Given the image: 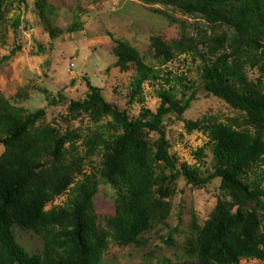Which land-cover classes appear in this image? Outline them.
Here are the masks:
<instances>
[{
  "label": "trees",
  "instance_id": "trees-1",
  "mask_svg": "<svg viewBox=\"0 0 264 264\" xmlns=\"http://www.w3.org/2000/svg\"><path fill=\"white\" fill-rule=\"evenodd\" d=\"M147 5L170 7L183 15L198 17L207 28L164 42L151 40L153 57L164 63L178 56L198 62L200 86L239 113L227 123L214 117L185 122V130L201 132L212 154L210 169L183 164L169 154L163 122L181 119L196 99L197 86L187 76H172L146 65L126 42L115 41L112 50L121 73L134 68L129 103L145 102L143 86L153 83L159 106L155 112L142 108L130 120L125 111L109 104L99 88L85 79L87 94L71 102L63 123L84 112L94 121L110 118L112 134H92L82 142L86 153H101L102 167L85 174L77 142L81 135L50 125L40 127L45 109L28 112L0 97V264H100L109 243L143 247L145 236L165 226L175 182L183 178L203 189L220 181L218 200L202 225L192 217L183 247L187 264H238L241 260H264V0H137ZM27 0H18L25 5ZM6 0H0V28ZM37 16L51 40L64 31L55 28L49 0L35 2ZM160 11V10H159ZM19 17L14 20V26ZM80 28L76 23L71 31ZM11 51L0 60H10ZM257 70L249 80L246 70ZM47 106L59 105L44 93ZM21 99L18 91L14 98ZM16 100V101H17ZM157 134L156 140L148 137ZM204 155L195 153L198 160ZM76 177L80 178L76 180ZM117 191L115 212L100 216L94 199L101 184ZM70 193L62 206L46 209ZM17 231L40 239L42 250L31 253L17 239ZM164 243L173 247V234Z\"/></svg>",
  "mask_w": 264,
  "mask_h": 264
},
{
  "label": "rangeland",
  "instance_id": "rangeland-1",
  "mask_svg": "<svg viewBox=\"0 0 264 264\" xmlns=\"http://www.w3.org/2000/svg\"><path fill=\"white\" fill-rule=\"evenodd\" d=\"M36 1L27 0L25 5L19 6L18 0H6L5 19L0 28V60L11 51H15V55L0 65L1 98L28 112L45 109V118L38 123L40 127L50 125L59 127L62 132L68 129L80 134L77 146L83 173L99 170L102 167L101 153L84 154L82 142L96 133L108 138L112 134L110 118L94 122L82 112L67 124L63 123L69 104L85 99V79L100 89L106 102L119 111H125L130 120L137 118L142 108L155 112L159 106L155 93L158 86L153 83L143 86V104L129 103V85L135 75L134 68L121 73L112 53L116 40L126 42L146 65L163 74L169 72L172 76H187L195 82L196 99L191 107L181 119L169 116L163 125L170 146L169 154L177 159L178 168L186 164L201 171L210 169L212 154L207 148L208 139L198 131L188 133L185 122L214 117L218 122L227 123L239 113L203 91L197 61L193 62L191 57L184 55L166 63L157 61L150 46L154 38L169 42L180 38L182 33L192 36L196 27L207 28L204 20L183 15L170 7L147 5L137 0H49L54 6L51 23L64 31L51 40L37 16ZM17 17L19 22L14 26ZM76 23H80V28L72 32L71 28ZM246 73L249 80H255L259 75L257 70L247 69ZM18 91L22 97L17 100L14 96ZM45 92L54 99L62 94L64 100L55 107H49ZM148 137L151 140L158 138L155 133H149ZM200 149L204 150V155L198 160L195 153ZM3 151L0 145V155ZM79 179L76 177V180ZM219 185L220 181L215 180L206 188L198 189L188 185L183 178L178 179L172 187L173 194L166 199L170 205L166 225H159L147 234V243L141 248L109 243L100 264H187L183 247L190 233L192 217L199 226L209 219L222 198ZM69 197L67 192L46 209L64 205ZM116 199V189L102 183L94 199L96 214L112 216ZM175 228L178 229L173 234L175 244L169 247L164 240ZM16 235L29 252L39 253L42 250V242L33 234L17 231ZM238 264H264V260H241Z\"/></svg>",
  "mask_w": 264,
  "mask_h": 264
}]
</instances>
